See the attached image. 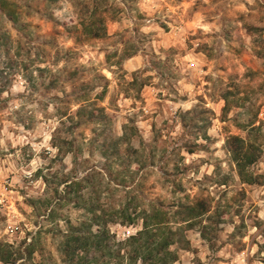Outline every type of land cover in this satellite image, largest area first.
Returning <instances> with one entry per match:
<instances>
[{
	"label": "rangeland",
	"instance_id": "rangeland-1",
	"mask_svg": "<svg viewBox=\"0 0 264 264\" xmlns=\"http://www.w3.org/2000/svg\"><path fill=\"white\" fill-rule=\"evenodd\" d=\"M183 204L173 264H264V0H0V264H69L91 208L87 259L144 264L139 211Z\"/></svg>",
	"mask_w": 264,
	"mask_h": 264
},
{
	"label": "trees",
	"instance_id": "trees-1",
	"mask_svg": "<svg viewBox=\"0 0 264 264\" xmlns=\"http://www.w3.org/2000/svg\"><path fill=\"white\" fill-rule=\"evenodd\" d=\"M1 6L6 8V3L3 1ZM8 8L5 10H7L10 19L17 22V14L12 7ZM234 140L236 146L231 150V157L237 173L243 182L255 183L254 177L246 171V167L256 160V156L246 151L242 138L234 137ZM58 150L60 151V147H58ZM42 178L47 184L48 178ZM81 182L78 180L70 182L63 180L62 183L65 187L63 193L77 192L78 188L82 186ZM60 199L61 197L58 196L57 201ZM90 210L93 212V216L89 220H84L78 225H70L64 233L61 241V250L69 264H95L87 259L88 252L90 249L100 248L102 241L106 237L107 231L103 227L105 224L101 222V218L95 213L94 208ZM139 212L138 216L141 218L142 227L126 239L127 243L134 246L132 258L135 260L140 257L141 262L144 264H173L177 260V253L170 246L178 241L188 243L181 224L192 225L193 223L191 222L201 216L205 212V208L203 205L183 204L178 206L171 214L157 206H153L150 209H142ZM49 215L52 214L49 213ZM126 216L128 223L134 222L135 217L130 214ZM171 217L174 218L173 221L170 220ZM172 223L179 225L178 227H173ZM93 225L97 226L96 231L92 230ZM201 236L205 237L203 231ZM0 261L9 263L10 259L0 253Z\"/></svg>",
	"mask_w": 264,
	"mask_h": 264
}]
</instances>
